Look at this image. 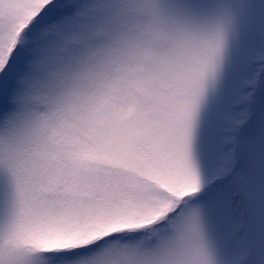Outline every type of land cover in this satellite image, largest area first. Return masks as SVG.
Here are the masks:
<instances>
[{
  "label": "snow or ice",
  "instance_id": "snow-or-ice-1",
  "mask_svg": "<svg viewBox=\"0 0 264 264\" xmlns=\"http://www.w3.org/2000/svg\"><path fill=\"white\" fill-rule=\"evenodd\" d=\"M0 264H264V0H0Z\"/></svg>",
  "mask_w": 264,
  "mask_h": 264
}]
</instances>
